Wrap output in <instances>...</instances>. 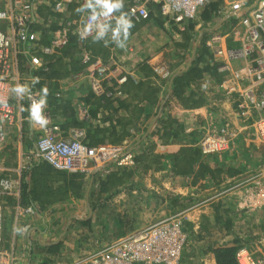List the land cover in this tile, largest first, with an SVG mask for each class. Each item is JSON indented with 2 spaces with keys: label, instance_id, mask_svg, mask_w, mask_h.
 <instances>
[{
  "label": "crops",
  "instance_id": "1",
  "mask_svg": "<svg viewBox=\"0 0 264 264\" xmlns=\"http://www.w3.org/2000/svg\"><path fill=\"white\" fill-rule=\"evenodd\" d=\"M38 2V18L32 25V29L40 32L38 33V44L44 45L51 38V29L63 23L64 15L52 11L53 0H38ZM128 2L129 0H124L123 10L127 12L130 6ZM213 2H217L216 7L211 11L207 20L200 19L202 10L197 20L190 22L187 29L182 32L163 18L156 6L151 5L148 19L137 21L131 17L137 24L129 34L124 49L109 44L107 46L108 56L105 59L97 56L105 63L110 61L120 63L119 72L130 76L132 84L129 82L127 89L129 88L131 93L134 92V95L131 96L130 101L125 100L123 106L119 105L118 98L120 100L130 98L131 93L121 92V95L110 98L107 95H94L90 91L88 80L84 77V72L90 69V62L76 74H70L56 81L51 80L48 86V81L40 78L38 74L40 70L31 69L26 57L19 58L18 71L20 76L28 77L26 82H29L31 77H39V82L33 85L32 89L39 91L42 86H45L51 91L56 104L50 106L48 103V113L63 134L72 129H82L85 132L87 143L91 145L125 143L133 150L135 156L151 149L150 152H146L148 156L141 162H137L136 166L129 171L109 167V169L93 173L71 174L59 170L58 172L64 177L54 181L53 186L64 183L63 179L69 181L66 196L61 200L43 203L34 199L30 193H24V190L28 191L31 188L32 182L27 171L34 166L47 165L50 168L52 166L38 160L33 154L35 137L38 132L32 130L28 112L20 110L22 105L25 109L27 108V101L26 99L17 100L11 94L14 120L6 127V139L0 145V177L7 172L11 176H19L21 180L20 203L22 205L32 203L36 209L29 218L22 220L30 225L28 232L22 233L19 229L14 231L13 227L14 199H6L3 203V209H9L5 213V222L8 220L11 228L9 241L5 236L6 233L4 234V231L2 233V247L6 250L13 249L19 264H39L40 261L48 264L55 258L54 254L62 253L61 248L66 247L71 225L70 222L65 224V228L60 232L59 227L61 226L55 222L63 217L62 207L68 204H76L77 209L76 212L73 209L68 211L67 216L80 217L82 211L80 202L82 201L88 217L94 216L97 206L111 205L113 208L123 209L129 221L126 222L125 229L123 227L118 229L120 233L113 238L115 239L147 225L149 219L158 220L173 214L176 207L170 204V200L175 195L181 199L191 200L200 194V198L205 202L204 205L200 204L198 209H190L187 216L190 217L191 223L189 222L188 225L194 228L193 231L198 229L199 238L194 243L201 247L198 253L196 252L198 249L192 252L190 248L188 254H183L181 264H216L214 248L222 245L237 246L234 243L236 239L232 241L233 239L229 238L231 235L223 231L217 234L218 237L216 235L210 237L214 243L208 247L198 244L203 241L201 233H210L209 229L215 228L210 224L212 218L214 223L220 219L221 215L229 219L228 227L233 229L232 232L235 231L234 216H261L264 219V189L254 197L245 198L242 195L248 186L243 183L245 178L255 173L264 176V141L255 139L250 132L242 130L243 121L233 118V123L240 133L227 152L202 154L194 144L201 135L206 122L218 123L223 114L233 116V105L230 102L223 101L216 104L199 91L202 80L223 83V87L228 84L227 78L222 77L216 70L217 65L224 59L222 52L219 51L222 42L212 47L207 45L211 34L222 33L228 27V19L224 16L219 17L216 12L222 5V1L214 0ZM78 6L79 3L75 1L69 3L68 16L74 22L80 18L81 14L75 19L70 9ZM226 41L229 43V39ZM32 50L33 54H39L38 46H34ZM84 53L85 51H82L75 56L81 58ZM43 60L45 61V58ZM67 60L68 58L65 59ZM206 65L211 68V71L207 70ZM192 67L201 71L198 84H184L178 92L180 95H192L193 98L199 99L200 106L196 110L181 108L173 93V88L176 87L174 80ZM111 83L114 84L113 79ZM55 92H59L60 96L56 97ZM55 105H57V111L54 110ZM84 109L86 114L83 113ZM168 114L178 120L179 130L176 143L163 144L158 139L156 129L163 128ZM184 126H189V130H185ZM89 136L97 140L96 143L91 142ZM187 147L197 149L193 171L191 174L174 175L172 172L173 155ZM154 154L158 155L156 166H154ZM199 163L208 167L212 175L206 173L202 178L194 180V172ZM19 167H22L21 170ZM114 171L117 174L121 172H128V174L113 190L100 192L99 180L106 178ZM241 182L242 184L239 185ZM24 183L29 185L24 187ZM234 184L238 187L231 189ZM95 201L101 202L96 204ZM92 202H95V205ZM245 204L253 207H246ZM210 214L212 217L208 221L207 216ZM53 218L54 220L51 221ZM262 223L263 227V220ZM66 225H68V230L62 236L61 234L66 231ZM57 232L60 236L59 234L56 236ZM52 245L57 246L52 250L50 249ZM253 249L258 254V248ZM262 254L259 259L264 261V253ZM39 259L41 260L38 262Z\"/></svg>",
  "mask_w": 264,
  "mask_h": 264
},
{
  "label": "built area",
  "instance_id": "2",
  "mask_svg": "<svg viewBox=\"0 0 264 264\" xmlns=\"http://www.w3.org/2000/svg\"><path fill=\"white\" fill-rule=\"evenodd\" d=\"M72 1L79 4L83 2L53 0L51 9L54 13L64 15L63 23L51 30L48 43L41 45L38 44L40 32L32 29L38 18V0H0V145L6 139V127L14 120L10 87L14 83H26L28 80V77L20 76L19 58L26 57L31 69L45 71L47 67L44 56L53 55L61 48L68 41L69 34L81 40L78 32L84 18L82 14L76 22L69 18L68 7ZM212 1L214 0H129L128 11L133 19L145 20L150 16L151 5H154L163 18L182 32L190 22L197 20L200 12ZM221 1L222 5L216 12L230 23L224 32L211 34L207 45L212 47L222 42L219 51L224 59L216 70L227 78L228 84L223 87V83L202 80L199 91L216 104L230 102L233 105V116L223 114L218 123L206 122L201 135L195 140L194 144L199 152L210 155L222 154L231 148L240 133L233 118L243 121L242 130H247L253 138L264 141V0ZM34 46L39 47V54L32 53ZM81 59L90 62V69L84 72V77L94 95H107L110 98L121 95L119 85L130 76L119 72L120 63H105L87 52ZM31 90L33 98H37L38 91ZM54 95L59 97L60 93L55 92ZM25 99L28 106L30 102ZM83 113L86 114L85 109ZM44 114L49 119L45 129L41 130L38 125L31 124L32 130L38 132L33 153L38 160L71 174L93 173L109 167L132 170L136 166L135 154L127 144L91 145L85 141L82 129H72L63 134L49 115L48 106ZM184 129L189 130V126H184ZM243 183L248 185L243 191V197H254L264 189V176L255 173L245 178ZM241 184L242 182L239 185ZM236 187L238 185L234 184L231 189ZM20 188L19 176H11L7 172L0 177V264H19L15 251L2 247L3 203L6 199H14L13 227L14 231L19 229L22 233H27L30 227L22 220L36 211L32 203H20ZM245 206L253 207L247 204ZM187 238L181 212L175 211L96 247L74 264H180ZM234 258L237 264H264V261L253 257L245 244L237 245Z\"/></svg>",
  "mask_w": 264,
  "mask_h": 264
},
{
  "label": "trees",
  "instance_id": "3",
  "mask_svg": "<svg viewBox=\"0 0 264 264\" xmlns=\"http://www.w3.org/2000/svg\"><path fill=\"white\" fill-rule=\"evenodd\" d=\"M217 2H211L208 4L204 10L200 14L201 20H207L210 17V13L213 9H215ZM75 7H72L70 9L71 14L73 17L78 18L80 13H77L74 11ZM228 23H230L228 21ZM134 27L130 29V33L136 28V22L133 21ZM55 28V27H54ZM52 28V29H54ZM51 29V30H52ZM48 43V42H47ZM82 51H85L89 53L92 57H100L102 59H105L108 56V48L103 45L102 42H93L91 38L85 40H78L77 37L73 34H69L68 41L53 55L46 56L45 62H46V70L41 71L38 73L40 75V78L46 79L48 81V86L50 84L51 80H58L60 78H64L70 74H76L79 71H81L88 62L81 61L82 59L80 57H76L75 55L77 53H80ZM204 52V51H203ZM68 58L67 61L65 59ZM207 70L211 71V68L206 65ZM200 69L196 67L190 68L186 73H183L181 76L177 77L174 80V84H176V87L173 88L174 97L178 102V105L181 108L184 109H198L200 106V100L197 98H193L192 95L189 96H183L180 95V89L183 87L184 84L188 85L191 83L198 84V80L200 78ZM127 81V82H126ZM125 84L119 85L120 92H126L131 93V90L128 88L127 85L130 82V78L126 80ZM132 84V82H130ZM38 87V86H37ZM39 89V87H38ZM134 95V92L130 94V98H126L124 100H120L118 98V103L120 106H123L126 101L131 100V96ZM195 99V100H194ZM98 100V99H97ZM47 101L50 106L56 104L55 98L51 95V91L48 90V97ZM99 102V101H98ZM57 109V105H55L54 110ZM53 110V111H54ZM163 128L156 129V133L158 136V139L160 143L166 144V143H176V137L179 130V124L178 120L175 119L172 115L168 114L166 115V118L164 120ZM89 138L92 140L91 142L96 143L91 136ZM150 148L145 151L143 154L135 156L136 162H141L143 159H145L148 154L146 152H150ZM196 156H197V149L192 147H187L186 149H182L178 152H176L173 155L174 164L172 172L174 175H186L191 174L193 171V165L196 163ZM158 163V155L154 154V166H156ZM53 168V167H52ZM49 166L45 165L43 167L40 166H34L30 171H27L28 175L30 176L32 182H31V188L28 189V191L24 190V193H30L32 197L36 200H40L41 202L49 203L54 202L57 200H61L66 196L67 188L69 187L70 182L66 179L64 183H61L57 186H53V182L57 181V179H61L64 176L59 170L55 171L56 169H52ZM47 173L45 174V172ZM127 171V170H125ZM129 171V170H128ZM210 174L212 175L211 170L206 167L205 165L199 163L197 170L194 172V180H198L199 178H202L204 174ZM128 172H121L117 174V172L114 171V173H111L110 175L106 176V178L99 180V190L100 192H108L116 188L117 185H119L122 182V179L124 176H126ZM72 184V183H71ZM27 183H24V187H27ZM29 188V187H28ZM179 196H175L170 200V204L174 207L180 205L177 201V198ZM57 246V245H56ZM55 245H52L50 249H55ZM237 246L235 245H222L218 246L213 249L214 259L216 264H237L235 258H234V252L236 250Z\"/></svg>",
  "mask_w": 264,
  "mask_h": 264
},
{
  "label": "rangeland",
  "instance_id": "4",
  "mask_svg": "<svg viewBox=\"0 0 264 264\" xmlns=\"http://www.w3.org/2000/svg\"><path fill=\"white\" fill-rule=\"evenodd\" d=\"M177 201L180 205L176 206L175 211L181 212V217L183 218L185 224V230L188 233L187 242L184 244L181 254V259H180V264H181V261L183 259V254H188L190 252V248L192 249V252L198 249L196 251L198 253L199 248L201 247L200 245L194 243L195 241L197 242L199 238V234L197 232L198 229H195L196 231H193L194 228L188 225V223L190 222L189 221L190 217H188L187 214L190 212V209L192 208L198 209L200 204L204 205L205 202H201L203 201V199L200 198V194L198 195V197L194 196L193 199L191 200H185L178 197ZM95 202L96 204H98L101 201H95ZM94 203L92 202V204ZM80 204L82 209L80 217H68L66 214L68 211L72 209L74 212H76L77 209L76 204H68L62 207L63 209L61 210V212H63V217H61L59 221L55 223L61 226L59 227V231L62 232V230L65 228V224L70 222L71 233L68 234L66 240L67 242L66 247L61 248L63 249L62 251L64 253L62 252V253L54 254L55 258H53L52 259L53 261L48 264H74L78 259L87 256L96 247L109 243L111 239H113L118 233H120L119 232L120 228L123 227L125 229L127 227L126 222L129 221V219L123 213V209L113 208L111 207V205L102 206V207L97 206L95 208L96 210L94 211V216L88 217L87 211L85 210L84 202L82 201L80 202ZM8 210L9 209L6 208L3 209L2 233L3 231L4 234L6 233L5 236L9 241L10 239L9 232L11 228V223L8 220L5 222V218H6L5 213H7ZM221 216L216 223H214V221L212 220L213 218L210 221V217H212L211 214L210 216H207L208 221H210V224H212V226H215V228L212 230L209 229V232L211 231L212 234L211 232L210 233L205 232L206 234L201 233V235L203 236V241L198 242V244H204L208 247L211 243H214L213 239H211L210 237L215 235L217 236V234L222 233L223 231L224 233L231 235L229 238H231V240L233 239L232 241H234V238L236 239V241H234L236 245L238 244L248 245V247H250L249 250H251L253 254V257L259 261H262L259 258H261L262 257L261 255H263L262 253H264V226L262 227L263 225L262 220L264 221L263 217L261 216L250 217L245 215L234 216L233 224L235 225V229H234L235 231L232 232L233 229L228 227V222H230L229 219H227L224 216L223 217ZM53 220L54 218L51 219V221ZM154 220H155L154 218L149 219V223L154 222ZM66 226H67L66 231L63 234H61L62 236L65 235L68 230V225ZM58 234L60 236L59 232H57L56 236ZM191 244L197 247L195 246L193 247ZM253 248H258V254L255 252ZM40 260L41 259H39L38 262ZM40 262L41 263L39 264H45L42 263V261Z\"/></svg>",
  "mask_w": 264,
  "mask_h": 264
},
{
  "label": "clouds",
  "instance_id": "5",
  "mask_svg": "<svg viewBox=\"0 0 264 264\" xmlns=\"http://www.w3.org/2000/svg\"><path fill=\"white\" fill-rule=\"evenodd\" d=\"M124 0H83L75 12L82 14L83 23L78 32L81 40L89 37L93 42H102L105 47L114 44L116 48L124 49L134 27L129 12L124 11ZM39 82V77H31L29 82L14 83L10 87L11 94L18 100L27 98V108L22 105L21 111L28 112V120L32 125H38L41 130L49 124L44 111L48 106V89L42 86L37 98H33L32 86Z\"/></svg>",
  "mask_w": 264,
  "mask_h": 264
},
{
  "label": "water",
  "instance_id": "6",
  "mask_svg": "<svg viewBox=\"0 0 264 264\" xmlns=\"http://www.w3.org/2000/svg\"><path fill=\"white\" fill-rule=\"evenodd\" d=\"M231 16V15H230Z\"/></svg>",
  "mask_w": 264,
  "mask_h": 264
}]
</instances>
